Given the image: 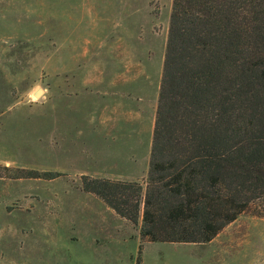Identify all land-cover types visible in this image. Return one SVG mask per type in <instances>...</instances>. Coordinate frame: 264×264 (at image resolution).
<instances>
[{"label": "rangeland", "instance_id": "374dc122", "mask_svg": "<svg viewBox=\"0 0 264 264\" xmlns=\"http://www.w3.org/2000/svg\"><path fill=\"white\" fill-rule=\"evenodd\" d=\"M171 8L0 0V264H264V218L151 243L83 191L145 187Z\"/></svg>", "mask_w": 264, "mask_h": 264}, {"label": "trees", "instance_id": "16d2710c", "mask_svg": "<svg viewBox=\"0 0 264 264\" xmlns=\"http://www.w3.org/2000/svg\"><path fill=\"white\" fill-rule=\"evenodd\" d=\"M82 187L151 243L264 218V0H172L145 187Z\"/></svg>", "mask_w": 264, "mask_h": 264}, {"label": "water", "instance_id": "95a60500", "mask_svg": "<svg viewBox=\"0 0 264 264\" xmlns=\"http://www.w3.org/2000/svg\"><path fill=\"white\" fill-rule=\"evenodd\" d=\"M36 96H39L40 95V91H38V92H36V94H35Z\"/></svg>", "mask_w": 264, "mask_h": 264}]
</instances>
